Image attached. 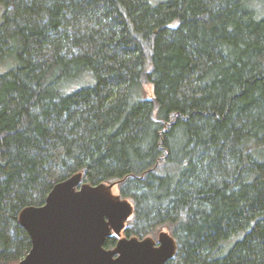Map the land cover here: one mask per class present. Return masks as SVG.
<instances>
[{"label":"trees","instance_id":"trees-1","mask_svg":"<svg viewBox=\"0 0 264 264\" xmlns=\"http://www.w3.org/2000/svg\"><path fill=\"white\" fill-rule=\"evenodd\" d=\"M0 7V264L76 173L118 183L126 238L170 233L165 264H264V0Z\"/></svg>","mask_w":264,"mask_h":264},{"label":"water","instance_id":"water-1","mask_svg":"<svg viewBox=\"0 0 264 264\" xmlns=\"http://www.w3.org/2000/svg\"><path fill=\"white\" fill-rule=\"evenodd\" d=\"M82 174L56 183L43 205L23 208L19 224L31 248L16 264H165L176 251L167 232L151 237H121L133 205L113 193L117 182L90 185ZM115 236L112 249L104 247Z\"/></svg>","mask_w":264,"mask_h":264},{"label":"rangeland","instance_id":"rangeland-1","mask_svg":"<svg viewBox=\"0 0 264 264\" xmlns=\"http://www.w3.org/2000/svg\"><path fill=\"white\" fill-rule=\"evenodd\" d=\"M2 13H3V11H2V7H0V23H1V20H2ZM143 91H144V96L145 97H147V98H152V96H153V92H152V87L150 86V85H145L144 87H143ZM81 182H82V180H81ZM84 183V182H83ZM113 193L114 194H119L120 195V193H119V190H118V186H114L113 187ZM122 198V197H121ZM128 200V199H127ZM131 204H132V202L130 201V200H128ZM133 205V204H132ZM133 216V215H132ZM132 216L131 217H129L128 218V220L126 221V224H128V222L132 219ZM126 224H125V227H126ZM160 232H167V233H169L165 228H163V229H159V230H157L156 232H155V234H153V235H150L149 237H151L152 239H154L155 241H157V237H158V234L160 233ZM170 234V233H169ZM113 237H115V236H113ZM123 238V237H125V235H124V230H123V232L120 234V236L118 237V238ZM116 239H117V237H115ZM131 238V237H130ZM118 240V239H117ZM110 249H112V248H110Z\"/></svg>","mask_w":264,"mask_h":264},{"label":"flooded vegetation","instance_id":"flooded-vegetation-1","mask_svg":"<svg viewBox=\"0 0 264 264\" xmlns=\"http://www.w3.org/2000/svg\"><path fill=\"white\" fill-rule=\"evenodd\" d=\"M122 232H123V231H122ZM122 232H121V233H122ZM116 242H117V241H116ZM114 246H115V245H114Z\"/></svg>","mask_w":264,"mask_h":264}]
</instances>
